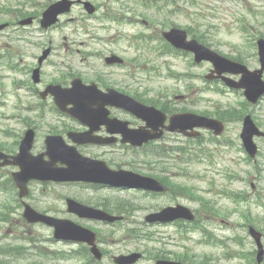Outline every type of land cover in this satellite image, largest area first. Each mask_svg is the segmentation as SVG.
Instances as JSON below:
<instances>
[{
	"label": "rangeland",
	"instance_id": "rangeland-1",
	"mask_svg": "<svg viewBox=\"0 0 264 264\" xmlns=\"http://www.w3.org/2000/svg\"><path fill=\"white\" fill-rule=\"evenodd\" d=\"M190 1L183 0L172 5L165 0H123L126 8L127 6L135 8L134 13L131 15L122 9L119 10L127 18L120 23L113 21L109 25L104 23L109 26L107 29H103L101 25L96 27L98 24L95 27L87 25V22L80 18L81 10L76 7L72 13L76 16L73 24L51 33L55 44L61 46V49L63 38L66 37L65 41L69 44V50L66 51L64 48L60 51L61 54L64 52L67 55L50 57L42 68V77L44 80H57L61 71L69 69L85 74L88 78H92L96 72H101L105 78L110 79L118 88L127 90L130 95L133 94V89L137 90L138 94L152 96H162L158 93L165 91L169 92L167 96H172L171 91H176L175 95L185 94L187 90L188 94H185L187 102L185 104L176 102L177 109L184 108V105L190 110L198 111H211L215 107L235 109L242 107L240 103L245 99L241 91L226 90L218 83L212 86L202 83L200 76L205 72L207 64L195 66L191 63L190 56H185L181 60L170 57L171 69L182 72L187 78L180 81L169 79L166 77L165 60L167 58L159 55L157 49L155 53L149 50L147 44L139 43V46H136L137 42L132 39L133 35L140 32L154 33L156 29L161 28L158 23L170 20L180 27H191L193 33L204 36V44L222 54L241 57L243 63L249 68L258 66L255 41L259 36L264 37V23H262L264 22V0H195L194 6L190 4ZM142 2L145 3L142 4ZM246 6L251 7L256 14H251L245 8ZM173 8L181 9V12L176 10L171 16H167V11ZM214 11L216 14L212 15ZM128 17L133 19L129 21ZM142 20H147L153 25L147 30ZM72 25L76 28L75 32L72 30ZM243 27H245L244 30ZM245 30L247 33L244 32ZM38 40H42V35L38 36ZM84 50L98 53L85 59L82 53ZM110 50L123 56L127 61L126 66H105L101 56ZM132 58L149 62L144 69H139L134 78L128 74L129 61ZM12 79H15V82L23 81L19 72L11 73L8 68L0 67V144L7 143L16 150L15 144L23 134L27 122L36 123L40 128L37 130L32 152L37 153L44 150L43 136L50 130L48 127L52 124H58L57 121H61L68 126H79L70 118L58 117L54 114L51 111L50 99L42 102L38 94L31 95L26 94L22 89L16 90ZM201 87L208 90L198 92ZM40 101L44 108L43 119L36 117L35 107ZM247 106L244 103L242 110H248ZM252 108L253 117L263 124L264 101ZM240 129L241 120L230 121L226 123V132L222 137L210 140L209 135L205 133L200 143L189 141L178 133H167L159 144L171 147L186 146V152L172 154L169 160H166L168 166L166 169L163 168V163H158L156 166H146L142 163L149 160L145 158L143 150H131L119 146L111 149L86 146L79 149L84 154L100 156L113 167L137 170L147 175H162L167 171L172 180L188 186L207 202L203 209L200 202L188 195L179 198L184 204L196 210L198 218L205 220L202 226L203 230H206L205 233L202 230H195L185 234L171 225L144 226V231L154 233L150 239L145 236H140L139 240L125 239L128 237V228L132 226L104 225L79 220L66 212L65 197H74L92 204L98 199L105 198L109 199L111 204L122 201L143 206V209L133 213L132 219L137 222H143V214L152 206L167 203L162 199H144L139 194L134 195L104 187L96 188L90 184L31 181L28 183L29 194L24 200L39 211L53 216H64L99 230L103 233L102 237L107 240L105 247L114 253L129 250L143 251L145 257L137 264H152L153 260L148 257V254L161 250L183 254L190 252L198 257L211 256L207 259L213 264L212 258L223 256L228 249L234 252L249 249V239L245 237V231L239 227V224L245 222L244 212L250 209L252 220L264 219V143L257 140L260 154L255 161H248L246 154L240 149L238 139ZM12 170L14 169H0V186L5 185ZM236 194L240 198H245V201L238 202L232 198ZM213 203L219 208L221 215L217 219H206V216L212 214L210 208ZM0 213H3L5 217L0 218L1 263L80 264L75 257L62 258V252L70 255L79 249L78 245L55 241L52 238L51 227L44 224H29L23 220L22 207H20L16 191L0 190ZM221 217L229 221V224L220 223ZM208 237L221 239L224 245L204 243ZM229 237H235L237 240L228 241ZM232 262L244 264V259L242 257L221 259L219 264H232ZM100 264L113 263L107 256Z\"/></svg>",
	"mask_w": 264,
	"mask_h": 264
},
{
	"label": "water",
	"instance_id": "water-1",
	"mask_svg": "<svg viewBox=\"0 0 264 264\" xmlns=\"http://www.w3.org/2000/svg\"><path fill=\"white\" fill-rule=\"evenodd\" d=\"M53 13L55 16L57 12L49 10L45 14V19L47 20L50 14ZM164 36L171 41L176 47H182L191 50L196 55V60L199 61L203 58L210 59L214 62L217 70L219 72L232 71L243 72L244 68L239 67L235 64H225L223 59L217 54L208 50L207 48L197 45L195 41H185L184 33L178 30L172 29L169 32H165ZM259 51L261 54V62L264 65V42L259 41ZM109 61H112L110 59ZM262 70H258L253 73H247L243 76L240 82L237 84L238 87L245 88V94L249 100L255 102L257 97L263 91V83L261 79ZM79 80L77 79V82ZM78 85L76 84L71 92H66L62 94H54L55 100L60 107H64L67 102L73 105L70 110L73 115L78 117L83 123H86L84 116L86 113L92 114L93 116H103V112L99 109L90 110L89 108L96 105L98 108H103L107 103V99H110L114 103L118 104L130 110L135 115L141 117L149 125L154 127L153 129H158V127L163 126L164 116L163 114L153 107L144 106L131 97L127 95L119 94H88V93H78ZM107 96V98L105 97ZM92 109V108H91ZM195 126H207L214 128L217 133L222 130V126L219 122L207 119L204 117H197L191 114H177L172 115L170 118V124L165 128L170 131H180L185 133L187 128H193ZM126 125H123V133H129L124 135V141H129L132 145H141L144 141L149 139L158 138L161 136L162 131L154 135L149 134L147 131H129L126 129ZM263 135L258 131L249 116L244 119V127L242 130L241 137L243 139L244 145L251 156L256 153V145L253 143L254 135ZM33 134L31 131L26 133V136L22 143L20 144V149L17 155L13 156V160L8 161L7 156L4 157V164H14L18 165L20 170L13 173V178L16 185L20 188V196L27 193L26 183L30 179H42V180H55V181H85V182H101L107 184L123 185L126 187L134 186H145L152 189L162 188L160 184L148 177H142L140 175L131 173L129 171L118 170L111 171L107 168L104 162L92 160L81 156L74 147L64 146L59 139L55 137H49L47 142V155L49 156V161H44L39 156H33L30 154V148L32 143ZM81 138V135H80ZM77 142V140L73 137ZM85 141V140H83ZM81 141V142H83ZM63 163L66 167H57V162ZM69 210L78 213L80 216H88L86 213L89 211L88 208L82 207L74 203L73 201L68 202ZM172 209H166L159 214V217L163 220L173 219L176 217H186L187 219H193V215L189 213L188 209L179 207L173 213ZM24 216L29 222L41 221L46 224L52 225L54 227V236L56 238H65L72 236L74 232H77L78 228L72 223L65 220H57L40 213L34 212L27 208ZM149 219V217H148ZM139 257V254H133L128 257L118 258L119 263H132ZM157 264H179L170 261H160Z\"/></svg>",
	"mask_w": 264,
	"mask_h": 264
},
{
	"label": "flooded vegetation",
	"instance_id": "flooded-vegetation-1",
	"mask_svg": "<svg viewBox=\"0 0 264 264\" xmlns=\"http://www.w3.org/2000/svg\"><path fill=\"white\" fill-rule=\"evenodd\" d=\"M50 2V0H47ZM93 1V0H91ZM105 4L99 5L96 3L97 8L104 6L101 16L97 17L94 15H85L86 19L92 20L96 19L98 24L100 20L104 18L107 12V3L109 0L104 1ZM83 10V6L79 4ZM40 0H0V66L18 68L23 77L30 76L28 83H25V89L28 94H40L49 84H59L63 87H68L71 83V80L75 76L62 74V78H57V80H44L42 77V68L50 57L59 56V48L54 43V37H52L53 31H59L60 29L66 28L68 23H73L74 16L72 12L64 15L62 20H59L55 25H52L48 28H42L40 26V18L42 11L46 8ZM30 19L28 25H24L25 19ZM63 22V23H62ZM62 23L63 26H60ZM73 31H76V28H72ZM45 34V43L38 40L39 35ZM64 42L62 44L63 49L66 51L69 50V44L67 43L66 37L64 36ZM46 44V47H49V53L47 57L40 61V56L43 52V48ZM112 53V52H108ZM62 55V54H61ZM71 55V54H70ZM63 56V55H62ZM41 67L40 77L37 78V82L34 83L31 81V73L35 67ZM69 71V70H68ZM71 72V71H69ZM73 73V72H71ZM98 80H96L99 88L105 90L108 87V84L101 83V78L97 75ZM84 84H89L90 80H82ZM109 84H114L109 81ZM109 117H116L121 120H127L130 127H140L143 123L133 117L131 114L125 112L124 110L117 107H108ZM98 134L107 137L113 138L115 141L120 139V136L117 133L113 135L108 134L104 127H100ZM112 145H120L118 142L113 143ZM122 145V144H121ZM127 146V145H122ZM176 191V189H175ZM150 194V193H149ZM173 194V193H172ZM166 198H171L170 195L165 196ZM170 203H173L172 201ZM224 221L223 219H221ZM251 223H247L242 227L245 231V237L249 239V245H253V240L249 233V227ZM256 229L259 231L262 242L264 241V220H260V226H256ZM244 264H264V258L261 262H257L255 248H250L248 251H245Z\"/></svg>",
	"mask_w": 264,
	"mask_h": 264
}]
</instances>
